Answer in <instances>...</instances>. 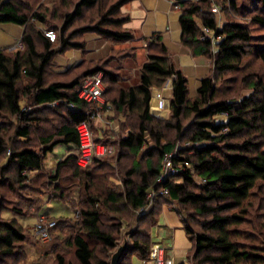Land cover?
Segmentation results:
<instances>
[{
	"label": "trees",
	"instance_id": "obj_1",
	"mask_svg": "<svg viewBox=\"0 0 264 264\" xmlns=\"http://www.w3.org/2000/svg\"><path fill=\"white\" fill-rule=\"evenodd\" d=\"M129 1L62 0L69 8L65 12L55 8L49 16L41 10L39 0H0V25L23 27V48H0V264L26 258L25 228L17 219L3 216L6 211L21 212L5 204L8 194L19 196L21 189L46 182L54 187L50 193L54 199L78 206L74 225L65 218L57 219L53 229L71 226L75 234L66 240L74 248L78 264H110L123 223L127 221L132 227L136 218L130 248L119 264H130L134 253L147 259L153 245L151 229L163 204L182 218L192 242L188 253L192 263L264 264V248L238 240L242 236L238 227L247 214L246 202L256 187L264 190V150L258 147L264 141V79L253 71L229 78L252 89L251 95L233 99L222 98L226 88L218 85L226 73L251 69L252 62H245L248 54L264 68V43L258 42L248 22H218L215 8L239 10L238 0H175L180 9L181 43L194 56L211 61L196 95H190L188 78L175 63L161 33L145 38L147 59L140 66V82L135 86L120 84L123 62L135 56L134 49L112 50L103 60H83L64 72L55 71V56L68 48H85L86 33H97L116 44L132 41L133 33L125 28L128 17L121 12ZM252 1L255 8L250 20L264 29V0ZM91 11L96 15L88 16ZM37 23L55 30V43ZM114 61L119 66H113ZM99 70L104 73L106 102L117 116L126 118L121 127L127 132L114 134L101 127L95 140L111 146L113 152L94 157L88 166L81 167L77 164V126L83 121H91L93 126L95 120L90 105L78 93L84 79ZM169 79L170 117L164 119L151 113L150 100L152 89L163 87ZM171 131L173 137L168 135ZM186 141L191 145L174 157L179 174L159 183L164 155L174 151L178 142ZM58 147L67 148L69 153L47 172L45 159ZM114 156L117 166L110 164L111 171L133 158L127 170L122 166L121 191L107 183L104 172L97 171L106 169V158ZM32 172L36 173L33 177ZM72 187L80 189L79 200L71 197ZM150 190L156 191L157 197L139 215L148 205ZM164 190L167 195L162 194ZM98 247L104 256H98ZM56 261L74 264L61 253L56 254Z\"/></svg>",
	"mask_w": 264,
	"mask_h": 264
},
{
	"label": "rangeland",
	"instance_id": "obj_2",
	"mask_svg": "<svg viewBox=\"0 0 264 264\" xmlns=\"http://www.w3.org/2000/svg\"><path fill=\"white\" fill-rule=\"evenodd\" d=\"M76 2L77 0H73ZM219 2L224 3L223 0H219ZM41 4V10L48 12L49 16L53 12L55 8L60 12H65L69 7H66L62 4V0H39ZM261 6V4H259ZM238 9H221L215 8L216 17L220 25H223L225 22L230 20L235 21H245L248 22L249 25L253 28L254 35L257 36L258 42L264 43V29H261L256 24H254L250 20V15L254 12L255 5L252 0H238L237 1ZM72 7H70L71 9ZM95 16L96 12L91 11L88 13V16ZM50 21L55 23L56 20H53L50 17ZM246 19V20H243ZM84 22V21H83ZM60 24V23H59ZM81 25L84 23H80ZM37 26L40 30L44 32L48 27L45 24L37 23ZM87 34V33H86ZM85 34V35H86ZM85 38V36L83 37ZM78 40H83L81 36L77 37ZM109 44H111V50L102 57H99L91 62H97L109 57L112 53V50H116L117 53L120 51H130V48H117L116 43H112L106 40ZM55 43V41H52ZM68 57V55H65ZM86 60V59H85ZM88 61V60H87ZM125 61V60H124ZM252 62V67L246 72L240 73H226L218 79V85L226 88L223 91L221 97L222 98H240L242 96H248L252 94V89L247 87L244 84H241L240 80L238 82H232L229 78L237 76V78H241L242 74H247L248 71H253L257 73L264 79V68L261 65V62L256 60L252 54H248L245 58V62ZM113 64H118V62H112ZM114 66V65H113ZM188 78V77H187ZM189 81V79H188ZM165 85V84H164ZM190 85V83H189ZM189 93L191 91L189 90ZM104 101L106 102V98L104 95ZM106 104H108L106 102ZM166 104V103H165ZM108 106H110L108 104ZM170 117V114L168 118ZM160 118V117H159ZM164 118V119H168ZM114 119V120H113ZM221 119L226 120L225 117ZM126 121V118L122 116H117L115 110L110 108L109 110H104L101 112V117L96 119L93 123V131L94 135L98 136L101 134L100 128L103 127L106 130H109L111 133H126V129H122L121 123ZM108 122H115L116 126H111ZM116 132V133H115ZM168 135L170 137L174 136V132H169ZM103 136V135H102ZM108 137H105V139ZM186 142H178L177 146H179V150L184 147H187ZM190 145V144H189ZM260 149L264 150V141L259 143L258 146ZM178 150V151H179ZM63 154H68L69 150L65 149L62 151ZM61 155V156H62ZM60 156V157H61ZM57 158L56 154L49 153L45 159V168L47 172H50L56 166V162L60 159ZM116 156L110 158H106L105 163L109 164L106 169L97 170L99 173L104 172L106 175L105 179H107V183L113 186L117 191H121L122 187V172L127 170L132 164V157L125 159V163L122 162L120 164L119 169L115 167V170H109L108 167H113L110 164L116 165ZM123 164V165H122ZM122 166H124V170H122ZM67 174H71L69 171ZM33 177L36 175L35 172L30 173ZM72 176V175H69ZM74 181H79V179H75ZM73 181V182H74ZM198 182H202L201 179L197 178ZM68 183L70 180L67 181ZM33 187V188H31ZM30 188L21 189L22 193L18 196V194H8V198L5 204L9 206L8 208L18 207L21 212H4L3 216L5 218H15L17 221L25 228L27 234V243L24 247L25 259L17 261L15 264H58L56 261V254L61 253L65 256L67 262H72L74 264H78L77 260L74 256V248L67 243L66 239H70V237L75 234L74 231H70V227H65L53 230L51 233V238L47 240H43L39 238L34 231V224L37 220L39 214H44L49 218L56 219H67L68 224L74 225L76 223V219L78 214H76V209L78 211V206L76 204L60 201L58 199H54L50 193L53 192L54 187L46 182L44 186L33 184ZM70 189V188H69ZM68 189V190H69ZM74 190V191H73ZM80 189L76 187H72L71 197L79 200L80 198ZM69 191V193L71 192ZM68 193V194H69ZM25 196H31L32 199H28ZM76 200V201H77ZM247 214L245 217V221L238 228L242 232V236L238 238L245 242L248 246H257L258 248H264V190L256 187L252 191V195L249 200L246 202ZM140 215V213H139ZM108 222V221H107ZM110 222V221H109ZM109 223H107L108 226ZM68 225V226H69ZM137 225V218L134 220V224L129 226V223L126 221L123 223V227H121L118 235V247L123 245L125 242L128 243L127 249L130 248L131 245V230ZM170 225V227H168ZM61 229H64L61 231ZM151 238L152 242H161L163 246L168 247L169 256L174 257L176 260V264L183 262L184 264H191L190 259L188 258V253L190 248L192 247V242L190 241L185 229L183 222L181 220L180 214L177 213L175 209H170L169 206H163L162 211L158 217L157 225L153 226L151 229ZM118 247L112 251L110 256V262L113 254L117 251ZM126 249V250H127ZM98 256H104L102 253L101 247L97 248ZM23 257V253H21L20 258ZM12 259L9 260L11 262ZM13 262V261H12ZM11 262V263H12ZM130 264H146L144 259L140 258L137 254H133L130 259ZM194 264V263H192Z\"/></svg>",
	"mask_w": 264,
	"mask_h": 264
},
{
	"label": "crops",
	"instance_id": "obj_3",
	"mask_svg": "<svg viewBox=\"0 0 264 264\" xmlns=\"http://www.w3.org/2000/svg\"><path fill=\"white\" fill-rule=\"evenodd\" d=\"M121 12L128 17L125 28L133 33L134 39L120 43L116 47L134 49L135 56L128 57L123 62L121 69L122 80L120 84L123 87H131L139 84L140 66L146 61L148 54L147 46L144 45L146 42L145 38L150 37L154 33H161L164 43L173 52L175 63L189 79L190 95H196L201 79L210 71L211 61L206 56H194L181 43L179 7L171 2V0H131L121 7ZM22 33V26L1 24L0 48L15 46L20 40ZM84 41L86 42L85 48H68L55 56V71L64 72L70 67L80 64L85 59L94 61L99 57L105 56L111 50V44L97 33H87ZM65 55H68V57H65ZM113 65L119 66V64ZM171 96L172 79H169L163 87H154L150 100L151 113L156 117L168 118L170 114ZM108 123L113 127L117 125H115V122ZM65 149L67 148L58 147L52 153L56 154L57 158H59ZM163 206H166V204L162 205V209ZM169 208L172 209V207ZM76 214H78L77 209ZM157 248L164 249L163 264H176L175 258L169 256L170 252H168V247L163 246L161 242H153L149 257L144 259L146 264H156ZM179 264L184 263L181 262Z\"/></svg>",
	"mask_w": 264,
	"mask_h": 264
},
{
	"label": "built area",
	"instance_id": "obj_4",
	"mask_svg": "<svg viewBox=\"0 0 264 264\" xmlns=\"http://www.w3.org/2000/svg\"><path fill=\"white\" fill-rule=\"evenodd\" d=\"M171 2L175 3V0H171ZM205 31L210 33L208 28H206ZM44 34L50 41L56 40L57 34L55 30L45 29ZM144 45L147 46V43L145 42ZM15 48H23V44L20 40L16 43ZM105 90L104 73L102 70L88 75L79 89L78 96L81 100L90 105L92 111L91 117L93 120L100 118L102 111L105 109L109 110L111 108L104 101ZM77 132L79 138V157L77 164L79 166L86 167L90 164L94 157H103L113 152V148L111 146L96 142L91 121L81 122L77 126ZM189 144L191 145L190 142H187L186 145L190 146ZM178 150L179 146H176L174 151L164 155L162 160V171L157 180L159 183L179 174V168L174 163V157L177 155ZM162 194L167 195V190L162 191ZM156 197V191L150 190L147 194L149 201L148 205L139 211V213L141 214L146 212L152 206ZM57 223L56 218H49L44 214H39L34 224V231L39 238L47 240L51 238V233L57 226ZM163 254L164 249L157 248L156 264H163Z\"/></svg>",
	"mask_w": 264,
	"mask_h": 264
},
{
	"label": "water",
	"instance_id": "obj_5",
	"mask_svg": "<svg viewBox=\"0 0 264 264\" xmlns=\"http://www.w3.org/2000/svg\"><path fill=\"white\" fill-rule=\"evenodd\" d=\"M127 247H128L127 242H125L123 245L119 246L117 251L113 254L110 264H119L123 254L125 253V251L127 249Z\"/></svg>",
	"mask_w": 264,
	"mask_h": 264
}]
</instances>
